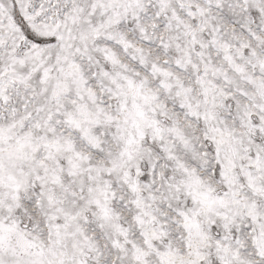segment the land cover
<instances>
[{
	"label": "snow or ice",
	"instance_id": "obj_1",
	"mask_svg": "<svg viewBox=\"0 0 264 264\" xmlns=\"http://www.w3.org/2000/svg\"><path fill=\"white\" fill-rule=\"evenodd\" d=\"M0 264H264V0H0Z\"/></svg>",
	"mask_w": 264,
	"mask_h": 264
}]
</instances>
